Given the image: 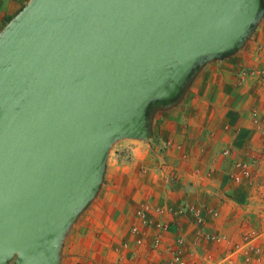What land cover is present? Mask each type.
<instances>
[{
	"label": "water",
	"instance_id": "1",
	"mask_svg": "<svg viewBox=\"0 0 264 264\" xmlns=\"http://www.w3.org/2000/svg\"><path fill=\"white\" fill-rule=\"evenodd\" d=\"M261 0H29L0 32V264H59L110 144L242 43ZM13 261V263H11Z\"/></svg>",
	"mask_w": 264,
	"mask_h": 264
},
{
	"label": "crops",
	"instance_id": "2",
	"mask_svg": "<svg viewBox=\"0 0 264 264\" xmlns=\"http://www.w3.org/2000/svg\"><path fill=\"white\" fill-rule=\"evenodd\" d=\"M263 25L261 21L260 28ZM218 69L217 81L225 90H188L184 103L171 105L168 114L157 107L149 117V127L166 115L159 128L165 127V133L156 139L165 143L175 177L191 183L198 202L213 213L203 214L204 232L217 241L194 236L183 249L187 264H214L232 250L237 264H264V76L259 78L258 90L250 86L238 90L235 71ZM225 148L233 151L229 158L222 155ZM250 158H256L258 166L248 178L243 176L241 184L232 181L233 162ZM157 173L154 167L144 175L137 168L118 169V179L90 200L63 235L59 264L163 263L171 235L157 234L152 225L170 224L171 218L153 212L171 203L155 195L162 175ZM220 195L229 200L219 199ZM134 226L136 233L130 232ZM179 226L171 234L193 236L189 218Z\"/></svg>",
	"mask_w": 264,
	"mask_h": 264
},
{
	"label": "rangeland",
	"instance_id": "3",
	"mask_svg": "<svg viewBox=\"0 0 264 264\" xmlns=\"http://www.w3.org/2000/svg\"><path fill=\"white\" fill-rule=\"evenodd\" d=\"M28 2L29 0H0V32ZM261 3V13L252 30L239 47L224 55L202 59L192 72L189 80L176 100L155 105L152 103L149 117L156 111L157 107L163 108L162 110H165L166 114H168L171 105H176L178 102L183 104L184 95H186L188 90H225L217 81V73L215 70L218 68L219 71L228 70V68L235 71L234 84L235 87H238V90L247 86H250L251 90H258L257 84L259 78L264 76V25L260 28V22H264V0H261ZM224 62H227V64L223 65ZM253 114L256 115L255 113ZM165 116L166 115H163L158 119V123L154 124L153 127H149L150 137L147 139L122 137L115 139L110 144L105 155L100 183L92 199L99 197V193L101 194V190L105 188V185L114 183L118 179L117 172L118 169L122 167L137 168L142 175L147 172V168L151 167L156 169V173L162 172V175L160 174V179H158L160 181H158L159 185L156 187L155 195L162 196L169 200L171 204L166 207H157L155 209L156 212L154 211L153 213L157 216L165 214L171 218V221L170 224L161 222L159 225H156V223H153L152 228L159 235H171L172 241L167 245L170 247L166 254L167 259L161 264H174L172 258L173 251L176 249L181 250L180 257L182 262L187 264L188 260L185 257L186 255L183 249L188 244V241H193L194 236L195 238L201 237L204 241H217L212 235L204 232L206 223H204L205 217L203 214L206 212L208 215H212L213 213L208 212V210L198 202L195 196L196 190L192 189L191 183H182L179 176L175 177L174 166L168 161L166 156V145L163 141L156 139L157 135L160 136L165 133V127H163L161 131L159 130V128H161L160 123ZM146 144H149L148 152L145 150ZM232 153L233 151L231 148H225L222 151V155L225 158H229ZM256 166H258V160L256 158H250L245 161L236 160L233 162L234 172L231 174L230 179L237 184H241L243 173L246 171L249 173L252 172V169ZM157 174L156 177L158 176ZM219 199L225 201L226 199L229 200L227 195H220ZM149 211L150 209L148 207L145 208L146 214H148ZM186 217L192 222L193 236H191V238H186V234L184 233V236L181 232L176 233L175 236L174 233L171 234L173 230L180 227V222L185 220ZM198 219H201L200 223ZM137 231L138 228L135 226L130 229L132 233H136ZM194 243L195 240L192 244L194 245ZM233 253H235V250L222 255L217 262L212 263L237 264L234 262L237 254ZM11 263H13V261ZM205 263L204 261H192V264Z\"/></svg>",
	"mask_w": 264,
	"mask_h": 264
},
{
	"label": "built area",
	"instance_id": "4",
	"mask_svg": "<svg viewBox=\"0 0 264 264\" xmlns=\"http://www.w3.org/2000/svg\"><path fill=\"white\" fill-rule=\"evenodd\" d=\"M243 176L248 178L249 177V172L246 171L245 173H243ZM198 222L200 223L201 219H198ZM180 251H181L180 249H176V250L173 251V258L172 259L174 260V264H184L182 262L181 257H180Z\"/></svg>",
	"mask_w": 264,
	"mask_h": 264
},
{
	"label": "flooded vegetation",
	"instance_id": "5",
	"mask_svg": "<svg viewBox=\"0 0 264 264\" xmlns=\"http://www.w3.org/2000/svg\"><path fill=\"white\" fill-rule=\"evenodd\" d=\"M174 100H176V99H174ZM174 100H172V101H174ZM171 102V101H170ZM161 103H164L163 101H154L153 102V104L155 105V104H161Z\"/></svg>",
	"mask_w": 264,
	"mask_h": 264
}]
</instances>
